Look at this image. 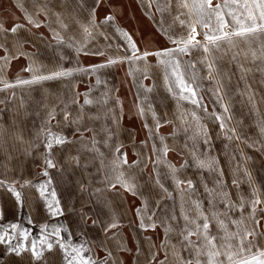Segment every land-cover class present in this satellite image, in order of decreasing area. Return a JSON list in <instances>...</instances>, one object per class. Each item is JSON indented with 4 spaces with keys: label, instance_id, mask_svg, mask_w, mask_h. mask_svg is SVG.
I'll return each mask as SVG.
<instances>
[{
    "label": "crops",
    "instance_id": "0c3cea01",
    "mask_svg": "<svg viewBox=\"0 0 264 264\" xmlns=\"http://www.w3.org/2000/svg\"><path fill=\"white\" fill-rule=\"evenodd\" d=\"M130 1H127L126 6L130 8L133 6L135 10L133 8V10H124L118 0H0V25H3V30H0V45H2L0 47V105H2L1 107L12 106V101H16L15 108L18 109L9 114L0 112V158L2 160H9L13 163L9 164L16 167H25L27 160L39 161L37 164H29L32 167L41 168L45 166L43 153L48 149L44 146L45 137L40 133V129L47 123V114L50 111L55 112V118L47 123V126L53 133L65 138L64 144L53 145L51 149V152L55 153L52 154L53 158L59 149L66 146L73 150V145L77 143L81 146V153L101 152L102 148L97 145L99 139L97 141L94 139L99 136L100 141L104 142V145H110L109 150L114 152L117 145L122 146V143L116 142V139L105 143L106 136L109 135L106 120L110 118L119 120L121 118L116 116V112L111 111L109 107L112 108L119 102L121 97L118 90L125 87L132 90L134 88L142 90H134L133 95L130 94V99L126 100L136 105V113L140 112L139 105L141 104L156 105V108L153 107L154 111L167 113L169 107L166 106L169 104L174 105L176 112L179 111L180 113L178 115L167 113L166 119L189 120L193 123L204 118L216 119L217 116L211 115L212 105H216L219 99L224 103H233L234 100H239L244 95L252 93L256 83H251L247 87V77L255 73L261 76L264 71L262 42L258 41L253 45L254 41L244 42L240 38H233L232 44L224 42L219 48L213 47L209 53L205 54L203 51V32L205 29L198 27L197 31L200 35L197 36V40L201 41V45L189 48L185 54L177 52L174 55L181 63V71L184 73L185 80L195 89L196 99L199 103L193 104L191 99H183L180 95L174 94L178 90L174 87V78H171L170 69L168 71L170 79L166 81L165 65L159 62L162 57H157L154 53L162 49H174L176 46L174 47L172 39L186 36L188 32L187 23L181 25L180 20L186 22L189 20V9L180 6L181 0ZM188 2L191 4V0ZM217 2L224 3V0H213V3ZM102 6L110 8L104 17L108 15L114 17L112 26L115 29V34L109 33L113 39L111 43L107 40L105 27L102 29L105 18L97 16V9ZM93 8L95 9L94 14L91 13ZM225 10L227 11V9ZM90 14L94 15L95 26L90 28L91 34L86 35L82 26L89 24ZM125 15L128 17V24H124L121 20ZM139 16L145 22H140ZM28 17L32 19V24L28 22ZM192 18L194 19V17ZM226 18L231 19V17ZM35 24H39V27H36ZM14 25L20 27L12 32L11 29ZM57 34L63 37V42H58L55 39ZM128 37L138 49L137 56H141L145 51L150 55L138 60L117 59L132 55ZM70 38L75 45L74 47L69 46ZM158 38L159 44L156 42ZM256 47L259 51L251 49ZM5 48H7L9 57L7 61L3 59L6 55ZM77 48H80L79 52ZM110 58L115 62L108 64L107 61ZM16 61L19 62V65L17 63L18 66L14 67ZM210 61L214 63L211 75L207 67ZM241 66L247 71L242 72ZM62 68H79L83 71H75L66 77L35 83H17L18 80L30 81L34 75H48ZM249 80L254 81L253 77ZM4 84L12 86L5 88ZM170 84L173 86V92L168 91ZM11 88H16L13 90L16 94L4 97V94ZM217 89H226V92L217 91ZM247 90L249 93L246 92ZM224 93L226 95L225 101L222 98ZM185 95L188 94L185 93ZM86 98L93 102L85 104ZM30 103L32 104L31 107ZM226 108L229 111L228 104ZM106 109H108V115ZM65 111L70 113L67 120L64 119ZM213 111L216 113L215 109ZM203 113L208 116H203ZM75 120H83L87 123L81 127V123H77ZM119 122L121 123V121ZM60 128L61 130H59ZM116 134L118 135V132ZM129 135H133V133L129 132ZM37 136H39L38 139ZM93 141H95L94 147L88 148L87 146L93 145ZM9 153L13 154L10 155ZM58 162L60 165L55 164V170L50 168L49 177L53 181L59 206L61 209L64 208L62 222L65 226V232L69 236H67L68 241L63 242L71 245L82 243L85 250L81 255L85 259L90 258L92 262L101 258L103 264H124V253L130 250L127 242L129 235L134 244L136 243L134 255L129 264H153L154 237L151 233L145 234L144 242H149V244L142 246L146 250H143L141 245L138 246L142 229L139 228L138 223H132L129 216L134 215L133 217L136 218L139 215L146 216L149 223V217L154 220L156 214L161 217L168 215L185 217L189 213L188 210L191 211V209L186 210L189 192L175 187L172 188L173 194L171 196L164 195L166 194L164 191L157 193V189L152 195L139 192L134 195L131 192L129 193L130 196L139 200L140 205L127 209L126 200L128 198H125L126 196L123 198L124 194L118 191H107L102 182V188H100V183L92 185L91 188L88 182L85 183V181L77 179L76 193L69 191L75 196L71 195V206L67 207L59 196L64 195L67 193V189H73L74 186H67V182L63 180L59 182V178L60 175L67 174V168L73 166V157ZM76 162H79L78 158ZM160 163L163 165L168 163L167 166L169 167L176 166L170 160L160 161ZM194 167L200 168V170L202 168L197 163H194ZM0 180L11 184L10 177L1 172ZM32 180L23 177L19 181H12L18 183L22 190L19 192L23 194L24 199L27 195L29 196L28 202H25L26 209L33 210L34 207H37V210L32 212V215L37 217V220H34L36 223L35 230L40 232L53 231L55 228L52 224L57 221V216L51 213L46 203L49 200L39 196L35 186L27 187V181L31 182ZM154 180L152 178L151 181L155 185L157 183ZM39 181L34 182L37 184ZM190 181L193 183L192 180ZM85 189L96 190L87 193L84 191ZM5 190L4 186H0L1 212L3 211L1 198L6 199L4 201L6 208L9 205L14 207L12 195ZM169 200L176 201V209H169ZM41 201L45 206L42 205ZM88 203L90 204L87 205ZM91 203L92 206L90 207ZM200 204L201 202H199V210L196 209L197 204L194 206L197 215L202 213ZM40 205L41 208H39ZM128 205L130 206L129 201ZM208 205L213 206L212 202H209ZM138 209L140 210L139 215ZM86 217H90L88 221ZM160 222L158 221V224L167 229L166 232L169 233L170 228H167L169 227L167 222L163 219ZM109 223H115L116 227H113L114 233L105 236V232L111 229L107 228L105 231ZM146 227L149 231L150 225ZM175 242L176 252L163 248L166 255L157 262L158 264H186L189 261L191 264H208V257L203 261L196 259V257H189L190 259L183 257L184 254L179 248L184 244L180 241ZM172 243L173 241L171 243L167 241L164 243V247L166 248L165 245L168 246ZM52 244L51 250H44L41 257L36 259L27 250L21 251L19 255L3 251L7 248H4V245L0 243V264H61L63 257L60 248L55 243ZM204 247L209 246L204 244ZM123 249L125 251L121 255L120 251ZM2 251L4 254L1 256ZM104 251H108L107 255ZM105 255L107 257L103 258Z\"/></svg>",
    "mask_w": 264,
    "mask_h": 264
},
{
    "label": "rangeland",
    "instance_id": "374dc122",
    "mask_svg": "<svg viewBox=\"0 0 264 264\" xmlns=\"http://www.w3.org/2000/svg\"><path fill=\"white\" fill-rule=\"evenodd\" d=\"M118 1L122 4L124 10L128 11L129 9H134L133 6L131 8L126 6L127 1L131 2L130 0ZM107 11H110V8L102 6L97 9V16H99V18L104 17ZM121 20L124 24H128L129 22L126 15L125 17H122ZM138 20L142 23L145 22V20L142 21L140 16L138 17ZM104 22L102 29L105 27L107 40L111 43L113 42V39L110 34H115V29L112 26V21ZM158 40L159 38L156 39V42L159 44L160 41ZM257 42L258 41H254L253 45ZM251 49L259 51L258 47ZM155 60L154 62H156ZM17 63L19 65V62L16 61L15 66H12L17 67ZM252 77L254 81L251 82L249 78ZM15 80L17 81V79ZM247 80V87L251 85V83H256L252 93L244 95L239 100H234L233 103L225 102V104L219 99L217 104L214 103L216 105H212L213 109L211 115L219 116V120L204 118L201 121H195L193 123L189 120L166 119L165 116H167V113L169 115H178V113H180L179 111L176 112L174 105L169 104L166 106L169 107L167 113L154 111L153 107L156 108V105L141 104L139 105V108L144 109V113L141 115L139 111L136 113V105L126 101L130 99V94L133 95L134 90L142 91L137 88H134L133 90L126 87L119 89L118 94L121 97L119 98V102L116 105H113V110L109 107L111 111L116 112V116L121 118L119 120L114 118L106 120V127L109 128H107L109 133H112V136H106L107 143H109L110 140L113 141L115 139L116 142L118 141L119 143L120 141V143H122L120 153L127 154L126 158L128 163L126 165H121V170L124 171L126 178L136 185V192L149 193V195H152V193H155L154 190L156 191L157 189V193H160V191L163 193L162 191H164L166 192L164 195L171 196L173 194V187L189 192V198L186 200V210L191 209V211L188 210L189 213L186 215L188 217L187 221L184 217L169 215L167 217H161L156 214L154 220L149 219L148 223V217L146 216L139 215L137 217L138 219L133 217L134 215L131 217L129 216L132 223H138L139 228L142 229V235L140 234L141 237L138 240L140 242L137 243V245L140 243L138 246H142L143 244L148 246L149 242H144V236L147 233L153 235V264H158L157 262L165 257L166 254L163 248L165 250L168 249L171 252H176L177 246H175V241H180V243L184 244L179 248L184 254L183 257L188 259L196 257V259L198 258L202 261L203 259L205 260L207 258L206 253L208 247H204L203 236L194 234L185 239L189 230L195 231L196 224H203L204 216H207L209 220L208 235L210 238H215L213 243L220 252V255L216 257L217 264H235L237 260L247 259L250 256L255 255L258 250L264 249V203L257 206L254 218L251 215L253 188L259 193L264 194V110H262L264 109V71L261 76H258L257 73L252 76L250 75V77L248 76ZM102 81L103 80L101 79V82ZM15 89L16 88L8 89L6 94H4V97L12 94L15 95L16 93L13 91ZM219 90L226 92V89ZM246 92L249 93V90ZM228 97L231 99L230 96ZM222 98L224 101L226 100L225 93ZM12 102V106L7 105L1 107L2 105H0V112L3 111L4 114H9L17 111L18 109L16 110L15 108L17 105L16 101ZM227 104L229 106V111H225ZM31 106L32 104L30 103V107ZM214 109L216 110V113L213 111ZM106 113L108 115V109H106ZM153 113H155V117H153ZM204 115L208 116L203 113V116ZM119 121H121V123ZM75 122L81 123V127L87 123V121L83 120H75ZM157 123L159 124L158 128ZM221 123L224 124L223 128L220 126ZM59 130H61V128ZM117 132L118 135L116 134ZM129 132H132L133 135H129ZM94 139L96 141L99 139L97 145L102 148L101 152L81 153V146L77 143L73 145V150L66 146L63 149L68 151H64L62 148L59 149V152L56 153L54 158L52 157V154L55 153H50V158L55 164H57V166L60 165L58 161L73 157V166L67 168V174L60 175L59 178V182L63 180L67 182V186H74L73 189H67V193L60 195L61 197L59 196V198L62 199L63 204L67 207L71 206V197H74L75 195H72L69 191L76 193V183L77 180H79L83 182L85 181V183L88 182L91 188L93 187L92 185H98V183H100V188H102L103 183L107 188V191H118L119 193L124 194L123 198L125 196V198H128V200H126L127 209L133 208L135 205L139 206V200H136L134 196L131 197L129 194L132 191L125 190L120 184H115V187L108 186L109 180L113 176L110 162L116 155H118V153H116V151H110V145H104V142L100 141V136L95 137ZM165 146L167 147L166 153L164 152ZM87 147L92 149L94 146L90 145ZM21 153L23 154L24 152ZM9 154L12 155L13 153ZM10 155L8 156L12 157ZM26 155L28 154L26 153ZM48 155L49 150H46V152L43 153L44 161ZM76 157L79 159V162H76ZM204 159L212 160L214 162L212 167H202L201 170L200 168L194 167V163H197V160ZM169 160L174 163L173 165H176L174 166L177 170L175 173V179L173 178L171 167L167 166L168 163L165 165L160 163V161ZM101 161H103V167ZM133 161H138V163L133 165ZM9 163L12 162L0 158V172L10 177L12 187L18 192H22L18 183L13 182L12 180L19 181L23 177H26V179L30 178L33 180L31 181L32 183L27 181V187L30 186L32 188L35 186L37 193L41 196L39 186L41 184H46L47 181L51 179L49 177L50 168L46 163L44 162L45 166L41 168L29 165L31 163L37 164L39 161L27 160L25 162V167H16L12 166L13 163ZM7 164L9 165L7 166ZM55 167L51 169L55 170ZM45 171L48 172V176L44 175ZM152 178L155 179V182L159 179V184H152ZM188 179L193 181L191 187H189L187 183V181H189ZM37 180L40 181L35 184L36 182L34 181ZM177 181H181V183H177ZM233 181H235V183H233ZM113 183L115 182L113 181ZM160 185H163V188H161ZM4 188L6 189V192L12 195L14 207L9 205L7 206L8 208H6L4 204L6 199L3 200V198H1V202H3V211L1 212L0 203V233L7 231L10 232L12 236L10 241L0 242L4 245V248H7L6 250L3 249V251L12 253V251L9 250L10 246L15 247L18 244H22L26 246L27 251L31 252L32 241L37 242L38 250L41 247H43L44 250H47L46 245L41 246L39 244L41 236H47V238L57 246V241L60 239L68 241L67 236L69 235L65 232V226L62 222V212L56 214L57 221L52 224L55 230L60 229L59 237L52 235L55 230L48 232L37 231L35 230L36 223L34 221L37 220V217L32 215V212L37 210V207H34L33 210H27L25 205V202H28L29 196L27 195L24 199L23 194L20 193L22 202H18L16 197L7 190V184L4 185ZM47 188L49 192L52 189H55L52 179L51 183L47 184ZM95 190L96 189H85L84 191L91 193ZM45 198L49 200L46 203L51 202V197L49 195L46 194ZM128 201L130 206L128 205ZM210 201L213 206L208 205ZM175 202L176 201L169 200V209L177 208ZM199 202H201L200 209L202 210V213H206L205 215H197V210H195L196 207L194 206L195 204H199ZM41 203L44 205L42 201ZM241 203L244 205L243 209L239 207ZM89 204L90 203L87 205ZM226 204L228 205L227 208ZM91 206L92 203L90 207ZM39 208H41V205ZM63 210L64 208L62 207V211ZM89 218L90 217H86V220L88 221ZM162 219L167 222V225L169 226L167 228H170L169 233L166 232L167 229L158 224V221L160 222ZM241 219L242 223L239 228L236 224L232 223L233 220ZM218 220L224 221L228 233L238 231L239 236H244L245 229L253 231V235L244 237L243 250L240 247L239 236H232L230 239L225 238L224 228H221L218 224ZM193 221H195V223H193ZM141 222H143L144 227H141ZM13 224L17 225L16 229L11 228V225ZM147 225L154 226H150V230L148 231L146 227ZM113 230L114 229L111 228L109 231L105 232V236L114 233ZM167 241L170 243L173 241V243L171 245L168 244V246L165 245V248L164 243H167ZM189 241H191V243H189ZM127 242L130 250L126 249L127 251H125V249H123L120 251L121 255H123L124 251L126 252L124 253L125 257L123 258L125 259L124 264H129L136 247V243L134 244L129 235ZM81 245L83 244L80 243L73 246L79 247ZM198 248L200 249L199 253L197 252ZM142 249L146 250L143 246ZM3 251L1 256L4 254ZM60 252L62 253V257H64V253L61 249ZM104 252L107 255L108 251ZM106 255L103 256V258H106ZM229 256H231V260L229 259ZM100 259L101 258H99V260ZM61 262V264H65L64 259H62ZM94 262L97 263L98 261L94 260Z\"/></svg>",
    "mask_w": 264,
    "mask_h": 264
},
{
    "label": "snow or ice",
    "instance_id": "6c2138e0",
    "mask_svg": "<svg viewBox=\"0 0 264 264\" xmlns=\"http://www.w3.org/2000/svg\"><path fill=\"white\" fill-rule=\"evenodd\" d=\"M180 6L186 9H189V20L186 22L185 20H180V24L184 25L187 23L188 32L186 36L172 39V43L176 46L174 49H162L156 53H154L157 57H162L160 59V63L165 65V80L168 81L170 79L168 75V71L170 69L171 78H174L173 84L175 89L178 91L174 94H178L183 99H191V102L193 104H198L199 101L196 99V91L195 89L189 84L185 78L184 73L181 71V63L178 59L175 58L174 53H181L185 54L188 52L189 48L191 47H198L201 45V41L197 40V36L200 35L198 33L197 28L201 27L205 29L203 32V51L205 54L209 53L210 49L215 47L219 48L222 43L227 42L228 44L233 43V38H240L244 42H250V41H261V48L264 50V0H224V3H213V0H191V4H189L188 0H181ZM227 9V11H225ZM95 9L93 8L91 10V13L94 14ZM194 17V19L192 18ZM226 17H231V19H227ZM179 18V17H177ZM114 20V17L112 15H108L105 17V21H112ZM28 22L30 24L33 23L32 19L28 17ZM36 27H39V24H35ZM94 15L90 14V21L89 24L83 27V31L86 35H90V28L94 27ZM20 27L19 25H14L11 29L12 32H15L17 28ZM0 30H3V25H0ZM125 36L127 34L125 33ZM55 39H57L58 42H63V37L59 36L58 34L55 36ZM128 43L129 47L131 49L132 55L129 57H123V58H117V59H130V60H138L142 57H147L150 55L147 51L141 54V56H137L136 53L138 49L136 48L134 42L131 41V38L128 37ZM69 46H75L71 42V38L69 40ZM2 47V45H0ZM77 51H80V48H77ZM6 55L3 57L5 61L8 60L7 55V48H5ZM255 55V53H253ZM115 60L109 59L107 61L108 64L114 63ZM90 67H96V66H90ZM209 74H212V71L214 69V63L209 62L208 65ZM30 70V69H29ZM75 71H83V69L79 68H62L58 71H53L49 73L48 75H34L30 81L28 80H18L17 83L19 84H28V83H35L37 81L47 80V79H53L58 77H66L71 75ZM241 71L246 72L247 69H244L243 66H241ZM12 85L4 84V87H11ZM169 92H173V86L172 84L168 87ZM219 91V89H217ZM187 93L188 95H185ZM93 101L89 99H85V104H91ZM225 111H227V108H225ZM141 115L144 113V109H140ZM70 113L68 111L64 112V119L67 120ZM153 117H155V113H153ZM55 118V112L50 111L47 114V123H50L52 119ZM79 119V117H77ZM216 119H220L219 116L216 117ZM47 123L41 127L40 133H42L45 137V148L49 150V155L45 159V163L49 168H54L56 165L53 162V160L50 158V152L54 144H64L65 138L53 133L50 129V127L47 126ZM221 128L224 127V124L221 123ZM159 127V124L157 123V128ZM234 131V130H233ZM111 136V133H109V137ZM39 136H37V139ZM207 142V141H205ZM105 143H107V139L105 140ZM95 145V141H93V146ZM122 146L117 145L115 151L118 153L116 155L111 163V170L113 172V176L109 180L108 186L109 187H115V184H120L122 187L125 188L127 191H132L133 194H136V185L132 183L128 178H126L124 171L121 170V165H126L128 163L127 161V154L126 153H120V148ZM98 151V150H97ZM164 152H167V147H164ZM102 155V154H101ZM133 165L137 164L138 161H133ZM213 161L210 159H204V160H197V164L199 167H212ZM101 165L103 167V161H101ZM175 167H171V172L173 174V178L175 179V173H176ZM45 176H48V172H44ZM108 179L107 177H105ZM113 181L115 183H113ZM51 183V179L47 181L46 184H41L39 186V192L42 197H45L46 194L51 197V202L47 203V207L51 211L53 215L60 214L62 212V209L59 206V200L57 198V194L55 189H52L50 192L47 188V184ZM157 184H159V179L156 181ZM177 183H181V181H177ZM189 187H191V181H187ZM235 183V181H233ZM7 184L6 181L0 180V186H4ZM161 188H163V185H160ZM7 190L11 192L18 202L21 201V194L18 192L14 187H12L11 184H7ZM166 191V189H165ZM211 203V201H210ZM261 203H264V194L259 193L255 188H253L252 193V199H251V215L255 216V212L257 209V206ZM228 205L226 204V208ZM241 209H243L244 205L241 203L239 205ZM197 209L199 210V204H197ZM137 213L139 215L140 210H137ZM200 215H203V213H200ZM215 215V214H214ZM151 219V217H149ZM184 219L187 221L188 217L185 216ZM203 224H196L195 225V231L189 230L187 232V236H185V239L188 237L196 234V235H202L204 239V244L209 246L207 248V257H208V264H216L215 257L220 255L219 250L217 249L216 245L213 243L214 237L210 238L208 235L209 230V220L207 216L203 217ZM195 223V221H193ZM233 224H236L239 228L240 224L242 223L241 220H233ZM218 224L221 226V228H224L225 231V238L230 239L232 236H239V232L234 233H228L227 228L224 224L223 220H218ZM154 226V225H150ZM17 225H11L12 229H16ZM116 227L115 223H109L107 227L105 228V231H107V228H113ZM141 227H144L143 222H141ZM202 229V231H201ZM26 235V234H25ZM53 236L59 237L60 236V229H56L53 233ZM253 235V231H249L245 229L244 236H239L240 239V247L243 250L244 244L243 240L246 236ZM12 239L10 232H4L0 233V242H6L10 241ZM59 248L64 253V261L65 264H93L91 259H85L81 253L85 250L84 246L81 245L79 247H75L73 245L66 244L63 242L62 239L57 241ZM191 243V241H189ZM39 244L41 246L46 245L48 250H51L53 248L52 242L47 238V236H41ZM230 247V245H229ZM10 251L15 252L17 255L20 254L22 250H26V246L22 244H18L15 247L9 248ZM43 247H41L38 250L37 242L32 241L31 242V255L33 258H40L41 254L43 252ZM197 252H200V249H197ZM70 257V258H69ZM229 259L231 260V256H229ZM186 264H191V262H186ZM235 264H264V249L258 250L255 255L250 256L247 259H240L235 262Z\"/></svg>",
    "mask_w": 264,
    "mask_h": 264
},
{
    "label": "trees",
    "instance_id": "16d2710c",
    "mask_svg": "<svg viewBox=\"0 0 264 264\" xmlns=\"http://www.w3.org/2000/svg\"><path fill=\"white\" fill-rule=\"evenodd\" d=\"M97 261H98L97 263L93 261V264H103V260L102 259L97 260Z\"/></svg>",
    "mask_w": 264,
    "mask_h": 264
}]
</instances>
